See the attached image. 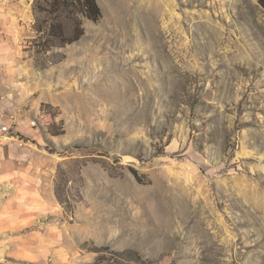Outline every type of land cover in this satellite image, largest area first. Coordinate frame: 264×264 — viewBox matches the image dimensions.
Segmentation results:
<instances>
[{"label": "rangeland", "instance_id": "374dc122", "mask_svg": "<svg viewBox=\"0 0 264 264\" xmlns=\"http://www.w3.org/2000/svg\"><path fill=\"white\" fill-rule=\"evenodd\" d=\"M97 2L102 17L39 70L33 0H0V144L41 178L0 199V264H94L104 246L264 264V0Z\"/></svg>", "mask_w": 264, "mask_h": 264}, {"label": "trees", "instance_id": "16d2710c", "mask_svg": "<svg viewBox=\"0 0 264 264\" xmlns=\"http://www.w3.org/2000/svg\"><path fill=\"white\" fill-rule=\"evenodd\" d=\"M32 14L34 37L26 50L39 70L64 59V54L57 50L81 39L85 20L96 22L102 17L97 0H33ZM43 106L52 108L49 104ZM48 131L53 136L63 132L56 129L53 119ZM54 194L62 204L58 186L54 187ZM93 251L98 253L94 264H161L160 259L145 258L132 248L111 250L104 246Z\"/></svg>", "mask_w": 264, "mask_h": 264}, {"label": "crops", "instance_id": "0c3cea01", "mask_svg": "<svg viewBox=\"0 0 264 264\" xmlns=\"http://www.w3.org/2000/svg\"><path fill=\"white\" fill-rule=\"evenodd\" d=\"M9 58L4 54H0V75H6V71H9ZM3 76V75H2ZM4 78V76H3ZM5 77L3 84L0 83V94L4 91L9 93L8 82ZM5 106H0L3 109ZM1 112V110H0ZM2 119V118H1ZM1 121V120H0ZM3 121V120H2ZM24 122V121H22ZM19 128L16 126V129ZM22 130H17L23 135L27 136L28 127L21 126ZM0 144V194L2 199L5 189L10 185L21 186V182L24 180L29 185H34L35 180L40 182L41 178L37 179L36 169L37 167L32 163L28 164L24 161L25 158H29L23 152V148H19L13 140H6ZM17 195V199H18ZM33 195L32 197H34ZM36 197V196H35ZM35 200V199H34Z\"/></svg>", "mask_w": 264, "mask_h": 264}, {"label": "built area", "instance_id": "2783aa9c", "mask_svg": "<svg viewBox=\"0 0 264 264\" xmlns=\"http://www.w3.org/2000/svg\"><path fill=\"white\" fill-rule=\"evenodd\" d=\"M8 136H9V127L6 125H0V141L3 140L4 138H8Z\"/></svg>", "mask_w": 264, "mask_h": 264}, {"label": "water", "instance_id": "95a60500", "mask_svg": "<svg viewBox=\"0 0 264 264\" xmlns=\"http://www.w3.org/2000/svg\"><path fill=\"white\" fill-rule=\"evenodd\" d=\"M121 159H122V160H125V161L136 160L132 155H122V156H121Z\"/></svg>", "mask_w": 264, "mask_h": 264}]
</instances>
